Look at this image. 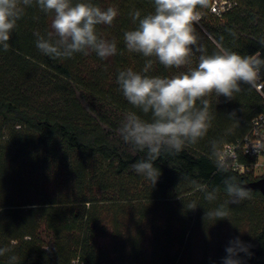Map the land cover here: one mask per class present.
Listing matches in <instances>:
<instances>
[{
  "label": "trees",
  "instance_id": "16d2710c",
  "mask_svg": "<svg viewBox=\"0 0 264 264\" xmlns=\"http://www.w3.org/2000/svg\"><path fill=\"white\" fill-rule=\"evenodd\" d=\"M213 1L200 9L194 25L207 54L220 43L241 55L260 51L264 57V0H228L232 4L219 13L211 11ZM117 10L111 25L117 54L107 59L94 52L67 59L44 55L35 33L46 35L52 17L36 6L26 8L18 21L9 50L0 49V247L12 249L0 264H8L10 255L20 258L18 264H181L194 228L224 223L235 230L233 240L251 245V256L240 254L243 264H264L260 191L251 190L250 200L228 205V219L204 220L207 211L228 199L225 175H235L243 185L264 176L255 175L251 157L241 158L249 166L245 173L229 168L221 173L210 158L213 141L220 152L264 114V73L261 91L242 85L244 90L232 99L208 97L214 119L207 135L155 161L161 175L153 187L131 167L145 153L134 151L117 132L128 111L143 116L123 96L117 76L129 67L142 71L146 58L128 52L123 35L137 26L130 13L146 15L154 6L152 0H118ZM97 32L102 38L107 34L102 25ZM200 54L179 69L154 62L148 75L186 72L197 66ZM189 180L219 188L217 200H205ZM192 201L198 206L189 210ZM128 217L135 232L125 234ZM245 226L247 232L241 233ZM146 228L149 248L144 247ZM106 237L111 246L102 244ZM226 254V249L219 251L206 264H222Z\"/></svg>",
  "mask_w": 264,
  "mask_h": 264
},
{
  "label": "clouds",
  "instance_id": "9594fccd",
  "mask_svg": "<svg viewBox=\"0 0 264 264\" xmlns=\"http://www.w3.org/2000/svg\"><path fill=\"white\" fill-rule=\"evenodd\" d=\"M152 3L154 11L146 15L140 10L130 13L137 26L123 35L128 52L141 54L146 63L140 72L129 67L119 71L117 76L123 96L143 116L137 111H128L117 132L134 151L145 153L144 158L131 167L154 187L161 175L155 161L162 155H177L207 135L214 119L208 97L215 94L232 99L234 94L244 90L242 85L254 88L264 73V57L260 51L241 55L220 43L216 44L217 51L207 54L206 48L198 44L194 25L200 21V9L208 7L209 0H152ZM32 6L52 17L51 30L46 35L35 33L36 46L44 55L67 59L75 54L94 52L103 60L117 54L116 41L102 38L97 27L112 25L119 12L111 6L102 9L92 0H0V49L9 50L12 32L26 8ZM228 31L235 35L231 29ZM260 43L264 47V40ZM197 52L201 53L197 66L186 72L171 77L148 75L154 62L165 68L179 69L189 65ZM210 158H215L219 172H228L215 141L211 143ZM189 183L194 191L204 193L205 200H217L219 188L209 190L207 184L196 180ZM223 191L228 199L207 211L204 220L228 219V205H238L252 198L251 189L235 175H225ZM197 206L196 201L187 205L189 210ZM229 244L222 264H243L240 254L252 255L251 245L238 237ZM11 251L9 247H0V257ZM19 259L17 255H10L8 264H18Z\"/></svg>",
  "mask_w": 264,
  "mask_h": 264
},
{
  "label": "rangeland",
  "instance_id": "374dc122",
  "mask_svg": "<svg viewBox=\"0 0 264 264\" xmlns=\"http://www.w3.org/2000/svg\"><path fill=\"white\" fill-rule=\"evenodd\" d=\"M103 9L107 7H115L118 6V0H103ZM107 34L104 35V38L111 41L113 38V33L111 29V25H102ZM260 161H264V158H259ZM261 168L255 173V175H262ZM125 228H123L125 234H129L135 232V227L133 220L128 217L124 220ZM127 226V227H126ZM176 230V229H175ZM177 231V230H176ZM241 233L247 232V226H245L241 231ZM235 235V230L230 226L229 223L218 224V225H199L194 228L192 231L190 239H187V249L183 254L181 259V264H206L211 261L212 257L217 254L219 251L224 252V250L230 246L229 242L233 240ZM147 236V237H146ZM145 248H149L151 233L149 228H146L145 234ZM112 243L109 240V237L102 240V244Z\"/></svg>",
  "mask_w": 264,
  "mask_h": 264
},
{
  "label": "built area",
  "instance_id": "2783aa9c",
  "mask_svg": "<svg viewBox=\"0 0 264 264\" xmlns=\"http://www.w3.org/2000/svg\"><path fill=\"white\" fill-rule=\"evenodd\" d=\"M231 4L228 0H214L211 11L219 13ZM255 89L261 91V81L256 84ZM245 157L254 159L255 173L259 168L264 173V161L259 160V158H264V114H260L252 120L251 128L247 134L234 142L224 144L220 151V158L223 159L227 167L238 173H245L249 169V166L241 161V158Z\"/></svg>",
  "mask_w": 264,
  "mask_h": 264
},
{
  "label": "water",
  "instance_id": "95a60500",
  "mask_svg": "<svg viewBox=\"0 0 264 264\" xmlns=\"http://www.w3.org/2000/svg\"><path fill=\"white\" fill-rule=\"evenodd\" d=\"M244 186H246L247 188H250L251 190H258L262 194H264V176L256 180L250 181L244 184Z\"/></svg>",
  "mask_w": 264,
  "mask_h": 264
}]
</instances>
